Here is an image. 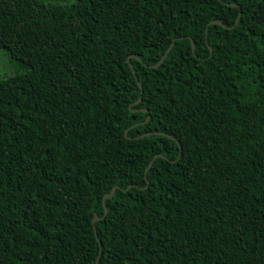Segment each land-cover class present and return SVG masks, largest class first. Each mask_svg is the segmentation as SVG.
Wrapping results in <instances>:
<instances>
[{
	"label": "trees",
	"instance_id": "1",
	"mask_svg": "<svg viewBox=\"0 0 264 264\" xmlns=\"http://www.w3.org/2000/svg\"><path fill=\"white\" fill-rule=\"evenodd\" d=\"M0 48V264H264V0H0Z\"/></svg>",
	"mask_w": 264,
	"mask_h": 264
},
{
	"label": "water",
	"instance_id": "2",
	"mask_svg": "<svg viewBox=\"0 0 264 264\" xmlns=\"http://www.w3.org/2000/svg\"><path fill=\"white\" fill-rule=\"evenodd\" d=\"M234 5H237V4L234 3ZM240 15H241V13L239 14V17H240ZM239 17L237 18V21H236V22L239 21ZM211 23H212V24H222V21H221V20H212ZM176 40H177V38H175V39L173 40V42L170 44L169 48L166 50V52L164 53V55L162 56V58L160 59V61H159L157 64H155L154 66H159V65H161V64L163 63V61L166 59V57L168 56L169 52L171 51L172 47L174 46ZM191 40H192V47H193V50H195V48H196L195 41H194L193 39H191ZM131 57H137V56H136V55H131V56L129 57L128 61H130ZM131 68H132V70H133V72H134V75L136 76V79L138 80V75H137L136 69H135V67L133 66V64H131ZM138 84H139V86H140L141 88H143V85H142V83H141L139 80H138ZM141 99H142V97L139 99V101H141ZM139 101H138V102H139ZM144 110H147V109H144ZM149 118H150V117L147 118V121L149 120ZM151 133H152V132L145 133V134H143L142 136H147L148 134H151ZM156 133H158V134H165V135H167V136H170V137L174 138V136L169 135V134H166V133H163V132H160V131H159V132H156ZM127 134H128V129L126 130V135H127ZM178 144H179L180 148H182V144H181L180 142H178ZM160 155H161V154H157V155H155V156L153 157V159L151 160V162L149 163V165H148V167H147V169H146V173L148 172V170H149L150 167L152 166L154 160H155L158 156H160ZM146 178H147V175H146ZM115 189H116V187H114L110 193L105 194L104 199H103V204H104V215H103V216H99L97 213H95L94 218H93V223H96L98 220H100V219L106 217V215H107V213H108V207H107V204H106V198L112 196V195L114 194V192H115ZM95 231H96V233H97V229H96V228H95ZM100 242H101V241H100ZM101 254H102V249L100 250V252H99V254H98L97 258H96V263H95V264H99V262H100V258H101Z\"/></svg>",
	"mask_w": 264,
	"mask_h": 264
},
{
	"label": "rangeland",
	"instance_id": "3",
	"mask_svg": "<svg viewBox=\"0 0 264 264\" xmlns=\"http://www.w3.org/2000/svg\"><path fill=\"white\" fill-rule=\"evenodd\" d=\"M48 2H61V3H73L76 0H45ZM16 65L12 64L9 60L7 53L0 48V77L5 75H11L15 72Z\"/></svg>",
	"mask_w": 264,
	"mask_h": 264
}]
</instances>
